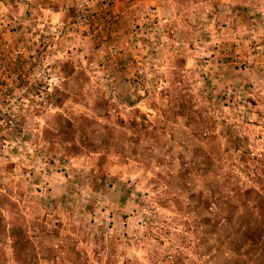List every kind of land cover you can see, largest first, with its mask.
Listing matches in <instances>:
<instances>
[{
    "label": "rangeland",
    "instance_id": "obj_1",
    "mask_svg": "<svg viewBox=\"0 0 264 264\" xmlns=\"http://www.w3.org/2000/svg\"><path fill=\"white\" fill-rule=\"evenodd\" d=\"M0 264H264V3L0 0Z\"/></svg>",
    "mask_w": 264,
    "mask_h": 264
},
{
    "label": "clouds",
    "instance_id": "obj_2",
    "mask_svg": "<svg viewBox=\"0 0 264 264\" xmlns=\"http://www.w3.org/2000/svg\"><path fill=\"white\" fill-rule=\"evenodd\" d=\"M260 2H261V3H264V0H260ZM45 79H47V78H45ZM62 82H63V81H62V78L57 79L56 76L54 75V76L52 77V79L47 80V83H48V85H49L47 91H48L49 93H51V92L54 90V88L59 87V86L61 85Z\"/></svg>",
    "mask_w": 264,
    "mask_h": 264
}]
</instances>
